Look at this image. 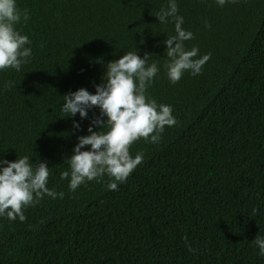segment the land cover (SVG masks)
I'll use <instances>...</instances> for the list:
<instances>
[{
  "label": "trees",
  "instance_id": "16d2710c",
  "mask_svg": "<svg viewBox=\"0 0 264 264\" xmlns=\"http://www.w3.org/2000/svg\"><path fill=\"white\" fill-rule=\"evenodd\" d=\"M16 2L32 55L0 71V157L46 159V186L64 196L44 195L23 221L0 216V264H264L251 242L264 236V0H177L193 33L185 48L210 58L175 84L163 44L174 20L155 17L168 0ZM135 48L154 54L146 96L171 105L176 123L158 143L132 142L143 159L117 189L105 174L70 191L60 173L90 120L74 131L80 117L60 110L62 95L94 92L107 62Z\"/></svg>",
  "mask_w": 264,
  "mask_h": 264
},
{
  "label": "clouds",
  "instance_id": "9594fccd",
  "mask_svg": "<svg viewBox=\"0 0 264 264\" xmlns=\"http://www.w3.org/2000/svg\"><path fill=\"white\" fill-rule=\"evenodd\" d=\"M225 2L216 0L219 6ZM155 17L162 24L168 23L169 18L174 20L175 34L163 40L164 52L169 58L165 65L169 81L175 84L186 71L190 75L199 74L210 54L193 59L197 57L198 48H185L183 41L191 39L193 33L181 26L183 16L178 14L177 0H168L167 7L161 8ZM22 18L25 22L28 20V11L19 9L16 0H0V71L8 68L19 71L31 58V48L26 46L31 41L15 28ZM138 51L135 48L118 59L109 60L102 83L94 84V92L81 87L62 95L60 110L69 114L68 117L79 114L80 120H72L74 131L80 130V121L90 120L86 129L88 134L76 137L72 155L66 158L70 171L60 173L61 179L69 178L70 191L105 174L110 177L106 187L117 189V182H123L143 159L142 152L130 155L132 142L144 138L158 143L164 126L176 123L171 105L158 104L146 96V88L159 69L156 61L149 63V57L154 54L145 52L141 56ZM10 84L7 82L5 87ZM93 107L99 112L89 117ZM94 127L107 130H93ZM49 174L46 159L34 162L29 155L14 160L0 157V216L23 221V208L37 203L44 195L63 198V191L57 192L46 186ZM251 242L258 249L257 255L264 256V236L256 234ZM188 250L195 251L190 245Z\"/></svg>",
  "mask_w": 264,
  "mask_h": 264
}]
</instances>
